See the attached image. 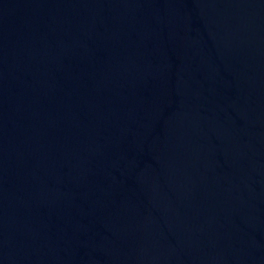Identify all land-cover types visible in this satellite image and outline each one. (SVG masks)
<instances>
[{
    "label": "water",
    "instance_id": "water-1",
    "mask_svg": "<svg viewBox=\"0 0 264 264\" xmlns=\"http://www.w3.org/2000/svg\"><path fill=\"white\" fill-rule=\"evenodd\" d=\"M0 264H264V0H0Z\"/></svg>",
    "mask_w": 264,
    "mask_h": 264
}]
</instances>
